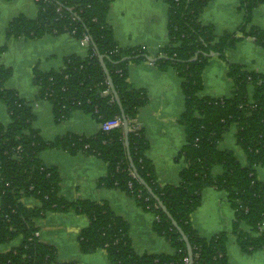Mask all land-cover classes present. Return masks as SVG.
I'll return each instance as SVG.
<instances>
[{"label": "trees", "instance_id": "16d2710c", "mask_svg": "<svg viewBox=\"0 0 264 264\" xmlns=\"http://www.w3.org/2000/svg\"><path fill=\"white\" fill-rule=\"evenodd\" d=\"M35 1L36 18L13 19L5 32L8 40H38L45 35L64 34L79 41L86 37L89 40L86 55L68 56L61 70H34L37 100L52 104L58 123L76 110L100 125L122 119V110L99 60L102 55L128 122L129 151L123 126L110 131L101 128L91 137L67 134L54 141L45 140L33 128L36 117L31 103L16 90L5 87L12 70L0 64V101L11 118L8 126L0 123V245L21 240L18 247L0 252V264H78L60 262L56 247L43 243L38 235V223L48 214L68 212L88 220L78 238L83 254L104 250L110 264H189L181 234L135 176L134 168L188 238L193 264H231L227 252L230 235L244 254L264 249V183L257 176V168L264 167V75L228 62L227 77L233 82L231 95L219 99L200 96L203 72L211 54L227 61V51L245 38H253L264 49V30L251 25L254 10L264 6V0H240L242 24L221 37L212 26L201 22L209 0H164L169 6L168 41L154 65L162 71L175 70L182 80L185 109L180 123L185 127L186 145L178 157L185 163L178 186L159 185L155 167L147 158L149 142L136 119L147 105L148 96L128 80L130 64L147 60V52L142 47L124 49L115 39L108 22L113 0ZM7 49L6 45L0 47V59ZM233 126L237 128V145L246 154L245 165L233 152L219 149ZM52 149L84 153L104 161L108 172L100 186L125 192L152 213L154 231L166 239L175 254L139 256L127 222L106 202L66 200L61 195L58 169L46 166L41 159L44 151ZM217 167L222 168L219 175L214 173ZM206 188L225 192L235 211L231 232L208 240L201 238L191 223ZM30 198L39 201L40 206L27 207L24 200Z\"/></svg>", "mask_w": 264, "mask_h": 264}, {"label": "crops", "instance_id": "0c3cea01", "mask_svg": "<svg viewBox=\"0 0 264 264\" xmlns=\"http://www.w3.org/2000/svg\"><path fill=\"white\" fill-rule=\"evenodd\" d=\"M239 1L209 0L201 17L202 24L212 26L218 37L235 32L244 19ZM168 11L169 6L164 0H113L108 22L122 48L142 47L148 56L158 58L161 48L168 41ZM19 16L36 18V1L0 0V47H8L0 64L12 70V76L5 87L16 90L20 97L31 103L36 117L33 128L45 140L54 141L67 134L86 137L96 135L101 130L100 123L80 110L74 111L68 119L56 122L52 104L37 100L39 89L32 80L36 68L42 72L61 70L68 56L86 55L87 46L68 34L45 35L38 40H8L6 29ZM251 25L264 30V6L254 10ZM226 59L227 61L215 55L210 59L203 72L204 89L200 93L201 97L219 99L231 95L233 82L227 77L228 62L264 75V49L253 38H245L236 48L227 51ZM128 80L148 96V103L141 109L136 123L143 129L149 142L146 155L155 167L157 182L161 186H178L180 173L185 167L184 161L178 160V157L186 145L185 127L180 123L185 109L182 80L175 70L162 71L148 60L130 64ZM0 123L5 126L11 123L7 107L2 101ZM236 132L237 128L233 126L224 135L219 149L233 152L245 165L246 154L237 145ZM41 159L46 166L58 169L61 195L66 200L106 202L127 222L132 245L139 256L175 254L166 239L154 231L155 217L152 213L143 210L125 192L100 186V180L108 172V165L100 158L52 149L44 151ZM214 173L221 174L222 168L217 167ZM257 174L264 183V167L257 168ZM24 204L29 208L40 206L39 201L32 198L24 200ZM70 217H76V226L67 228L71 234L67 238L59 229L60 226L67 225L65 220ZM234 219L235 211L228 203L227 194L214 188H206L202 193L201 206L191 216V223L199 236L208 240L220 233H230ZM38 224L40 240L56 247L60 262L110 264L104 250L93 254L80 252L78 238L80 231L88 225L86 217L74 212L50 213ZM42 224H46L44 230L41 228ZM20 242L17 239L10 244L0 245V252L16 248ZM70 246L76 248V253H73L76 255L71 253ZM227 252L231 264H264V249L253 255L244 254L232 235L228 239Z\"/></svg>", "mask_w": 264, "mask_h": 264}, {"label": "water", "instance_id": "95a60500", "mask_svg": "<svg viewBox=\"0 0 264 264\" xmlns=\"http://www.w3.org/2000/svg\"><path fill=\"white\" fill-rule=\"evenodd\" d=\"M214 54H211V57H213ZM146 59L148 61H150L151 63H155L158 58H152L150 56H146ZM99 60H100V63L107 75V78H108V83H109V86H110V89L112 91V94L114 95V98L117 102V104L119 105V107L121 108L122 110V120H123V128H124V131H125V134H126V146H127V149L129 151V141H128V134H129V127H128V122L126 120V117L124 115V112H123V108H122V104H121V101H120V98L114 88V85H113V82H112V79L108 73V70H107V67L105 65V62H104V57L102 55L99 56ZM133 167V166H132ZM134 174L135 176L139 179L140 183L146 188V190L149 192V194L156 200V202L158 203L159 207L162 209V211L167 215V217L169 218V220L172 222L173 226L179 231V233L181 234L184 242L186 243V246H187V251H188V255H189V258H190V261H189V264H193V250H192V247H191V244L188 240V238L186 237V235L184 234V232L182 231V229L179 227V225L177 224V222L174 220V218L172 217V215L169 213V211L167 210V208L164 206V204L160 201V199L158 197H156L154 195V193L152 192V189L146 184V182L141 179L139 177V175L137 174L135 168H134Z\"/></svg>", "mask_w": 264, "mask_h": 264}, {"label": "rangeland", "instance_id": "374dc122", "mask_svg": "<svg viewBox=\"0 0 264 264\" xmlns=\"http://www.w3.org/2000/svg\"><path fill=\"white\" fill-rule=\"evenodd\" d=\"M63 219H65V218H63ZM65 223L67 225L60 226L59 232L62 233V234H65L66 237L69 238L71 234L69 233L70 230H68L67 228L70 227V226H73V225L76 226V217H70L69 220H65ZM45 225L46 224H42V226H41L42 230H44ZM75 247H76V242H75ZM75 247L74 248L72 246L69 247L72 254L74 253V251L76 253V248ZM73 255H76V254H73Z\"/></svg>", "mask_w": 264, "mask_h": 264}, {"label": "built area", "instance_id": "2783aa9c", "mask_svg": "<svg viewBox=\"0 0 264 264\" xmlns=\"http://www.w3.org/2000/svg\"><path fill=\"white\" fill-rule=\"evenodd\" d=\"M81 43L83 46H88V43H89L88 38L86 37L85 39L81 40ZM121 126H123V120L120 118H116L112 121H108L105 124H102L101 128L106 131H110L112 129L119 128Z\"/></svg>", "mask_w": 264, "mask_h": 264}]
</instances>
